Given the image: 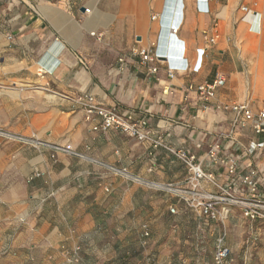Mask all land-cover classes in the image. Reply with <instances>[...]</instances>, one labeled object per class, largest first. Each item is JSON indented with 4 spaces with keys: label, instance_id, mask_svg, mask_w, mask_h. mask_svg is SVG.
<instances>
[{
    "label": "crops",
    "instance_id": "obj_1",
    "mask_svg": "<svg viewBox=\"0 0 264 264\" xmlns=\"http://www.w3.org/2000/svg\"><path fill=\"white\" fill-rule=\"evenodd\" d=\"M181 14L176 40L189 69L170 75L162 60L143 63L140 51L158 41L160 49L180 50L168 27ZM200 48L202 65L193 71ZM219 75L225 82L204 108L189 87ZM85 93L133 111L149 138L94 130L100 118L86 120L75 103ZM234 103L254 112L264 107V0H209V12L198 10L196 0H0V130L69 143L92 159L52 157L48 149L0 136L7 225L32 253L72 264H131L141 248L180 241L188 224L195 241L213 236L215 223L235 209L243 217L241 210L231 207L212 219L166 186H182L189 177L179 151L195 155L219 184L264 167V153L248 151L264 135L255 133L252 120L234 127L236 113L226 108ZM215 143L220 159L237 162L235 174L210 157Z\"/></svg>",
    "mask_w": 264,
    "mask_h": 264
},
{
    "label": "built area",
    "instance_id": "obj_2",
    "mask_svg": "<svg viewBox=\"0 0 264 264\" xmlns=\"http://www.w3.org/2000/svg\"><path fill=\"white\" fill-rule=\"evenodd\" d=\"M196 2L198 10L209 12V0H196ZM183 7L182 5L181 13ZM243 9L247 10V7L245 6ZM86 11L90 12V8H86ZM182 21L183 14H181L180 20L176 19L168 27V31L173 37L172 43L176 48H180V50L178 52H169L160 49L158 41L154 44L152 50L144 49L140 51L143 63L162 60L167 63L170 75H173L176 71L189 69V63L185 59L184 44L180 40H176V34L181 27ZM204 53L205 49H198V57L193 66V71H199L201 68ZM157 71V66L150 67L151 73L154 74ZM224 82L225 79L223 76L219 75L213 82L202 83L196 87L191 85L189 88L196 89L200 99L205 101L204 108H207V102L215 96L217 87ZM75 103L84 110L86 120L92 121L96 117L100 118V121L94 125V130L114 129L136 137L139 140L149 138L147 131H145L146 123L138 120L135 117V113L131 110L122 109L118 105L107 106L97 101L95 96L90 93L78 95L75 98ZM226 108H230L236 113L233 122L235 128L244 127L247 121L252 120L255 133L257 135H264V107L257 112H254L247 104L241 103L226 105ZM0 136L29 147L48 149L52 157L66 154L83 159H91L88 155L79 152L69 143H56L35 135L27 136L2 130H0ZM219 148V143L213 144L209 150L210 157L214 161L219 160L221 163L227 164L229 174H235L238 169L237 162L234 159H220L217 154ZM248 151L252 155L264 153V140L253 142ZM177 154L185 161L190 174L184 185H167L166 188L176 193L189 208L199 211L200 214L212 219H222L223 216L228 214L231 207H237L241 210L245 219L250 221H264V167H252L235 184L230 183L225 185L217 183L214 174L204 170L202 165L196 161L195 155H190L184 151H179ZM101 164L116 174H127L124 169L105 165L104 163ZM36 175L39 176L40 174L37 173ZM205 182L215 185L218 190L216 192L207 190L204 184ZM170 211L176 213V207L172 206ZM149 235L150 232L146 230L145 236L148 237ZM79 250L80 247H77L76 252ZM214 259L216 264H230L231 249L225 244L223 239L219 240Z\"/></svg>",
    "mask_w": 264,
    "mask_h": 264
},
{
    "label": "rangeland",
    "instance_id": "obj_3",
    "mask_svg": "<svg viewBox=\"0 0 264 264\" xmlns=\"http://www.w3.org/2000/svg\"><path fill=\"white\" fill-rule=\"evenodd\" d=\"M8 218L6 210L0 208V264H72L59 256L51 259L40 250L32 253L30 246L21 244L23 239L16 237L17 231L7 225ZM215 224V234L199 241L191 238L192 229L188 224L179 233L180 241L141 248L132 257L131 264H216L214 256L220 239L231 249L230 264H264V221L247 220L235 209L233 216Z\"/></svg>",
    "mask_w": 264,
    "mask_h": 264
}]
</instances>
